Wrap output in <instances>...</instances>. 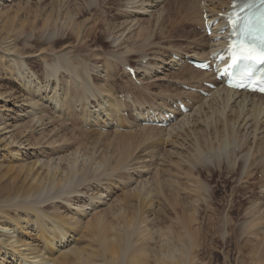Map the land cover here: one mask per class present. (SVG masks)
Here are the masks:
<instances>
[{
    "label": "bare ground",
    "instance_id": "obj_1",
    "mask_svg": "<svg viewBox=\"0 0 264 264\" xmlns=\"http://www.w3.org/2000/svg\"><path fill=\"white\" fill-rule=\"evenodd\" d=\"M11 1L19 0H0V5ZM40 1L42 11L30 10L33 20L29 13L25 19L7 14L5 34L0 33V63L6 66H0L6 74L0 76V151H5L4 159L11 155L22 181L8 198L7 206L15 212L0 216V260L149 264L154 254L153 264L178 259L190 264L198 231L194 234L188 222L193 215L186 206L199 212V193L207 196L211 189L196 171L225 163L243 180L254 175L255 163L264 164V96L203 86L211 92L204 96L177 85L214 79L188 64L179 66L172 56L207 57L213 44L196 27L203 25L204 10L212 14L230 0H118L111 18L105 16L110 0ZM28 25L24 35L27 30L22 33V28ZM100 34L111 48L98 44ZM29 57L42 60V73L30 68ZM132 62L136 81L124 70ZM123 93L128 99L120 97ZM177 99L192 100L191 111L176 112L179 118L170 127L143 126L137 120L146 109L166 107ZM87 125L95 130L85 129ZM117 186L125 187V195L113 194ZM156 191L167 205L166 193L177 195L172 201L184 206L187 239L172 225L166 233L153 230L160 207ZM127 206L134 207L133 216ZM257 206L250 213L257 212ZM258 214L243 227L254 229L257 238L261 230L264 240V224L258 226L264 214ZM83 229L85 235L79 232ZM26 231L42 239L31 240ZM158 231L164 239L158 238ZM84 238L88 243L83 244ZM134 238L143 242L137 247ZM153 245L161 250L158 256Z\"/></svg>",
    "mask_w": 264,
    "mask_h": 264
},
{
    "label": "rangeland",
    "instance_id": "obj_2",
    "mask_svg": "<svg viewBox=\"0 0 264 264\" xmlns=\"http://www.w3.org/2000/svg\"><path fill=\"white\" fill-rule=\"evenodd\" d=\"M22 1L21 0H19L18 2L11 1V2H7L8 4L5 3L4 5H0V11H1L0 12V33L5 34L3 21L5 22L4 19L7 18V16H6L7 14L10 15V13H11V15H13V16L15 14L18 17L20 15V18H22V19H25V17H27L28 15L30 16V14H31V16L33 15V17H31V19L33 20L34 14H32V12L33 13L34 12L39 13L40 12L39 10H41L39 8L44 7L43 4L41 5L42 1H40V0H30V2H31L30 5L28 4L29 2L27 3V1H29V0H22ZM46 1H48V0H46ZM74 2H75V0H74ZM24 4H26V5H24ZM36 4H37V6H36ZM118 4H120V1L110 0L108 2V4L105 6V14L106 15L105 14L104 15L107 18L108 17L111 18L112 16H114V14L117 13L116 9L119 6ZM31 8L33 11L31 10ZM36 8L38 11L36 10ZM82 18H83V9H82L80 16H79V19H82ZM30 25H28V27L24 26L22 28L23 29L21 31L22 33H24V31L27 30V32H25L24 35L29 32V26ZM19 27L20 26L18 25L17 28H19ZM196 30H197L196 32H198L199 28H196ZM21 32L20 33L18 32L19 34L18 33L17 34L18 35L21 34L20 36H22L23 34ZM189 36H192V35L190 34ZM98 38L99 39L97 41H98L99 45L102 44V46H104L105 49L111 48L109 46L110 43L107 42V40L105 39V36L103 34H100V36ZM3 41H4L3 38H0V54H3V52L1 51ZM20 42H22V39H20ZM40 42L43 43L42 41H40ZM80 52L81 51L78 52L79 53L78 55H79V57H81L83 59V53H80ZM30 59H31V61H30ZM0 60H1V58H0ZM28 61L31 62V64L29 62H28V64H29L30 68L33 69V71L36 70V72L39 71L40 73H42V71L44 70V63L42 62V60H40L36 57H33V58L29 57ZM3 65L4 64L0 63L1 67L6 68V66L5 65L3 66ZM3 70H5V69H3V68L0 69V74L2 73L0 76H3V72H4ZM120 73L122 74V72H120ZM5 77H6V74L2 78H5ZM118 82L122 83L123 78ZM12 84L14 85V83H12ZM17 85L18 84H15L14 86L17 87ZM85 129H87V127H85ZM164 145H163V147H164ZM4 152H5L4 150L0 151V216H3L6 218L8 215H13V213L15 212V209L13 207L7 206L8 202H9L8 198L10 197L11 192L14 191L16 189V187H18L22 184V181H21V178L17 177V174L15 172V169H14V166L16 164L15 161L13 159H11V155H8V158L4 159V157H3ZM256 164L258 165V163H255V165H254L255 166L254 167V170H255L254 175H251V177L249 176L246 179L244 178L243 180L236 179V177H235L236 175H234L236 173H232V171L230 169L228 170L225 163H222V166L218 167L219 169H217V168L216 169L215 168L214 169L209 168V170L208 169L207 170L202 169L199 173L196 171L197 175L201 174V177L204 178L205 180H207L208 183H210L211 189H210V192L208 191L206 193L207 196H204L203 192L199 193V195L201 194L200 198L202 199V202H201L200 211L197 213L195 212L196 215H195V213H193L194 210H193V212L190 210L191 209L190 206H186L188 208L187 210L189 211L188 213L190 215H193L192 217L189 216L193 220L188 221L187 218L184 217L183 211H182V210H184V206H181L180 204H178L177 205L178 207H177L175 202L172 201V200L177 198L176 194L171 195V193H169L170 191H168L166 193V195H169L168 198H170L169 199L170 203L171 204L173 203L172 205L170 203L167 205L166 200L164 199L165 198L164 195L162 196V195H160L161 194L160 191H156V192H159V194L158 193H157V195L155 194V197L157 198L156 204H158V206H160L161 208L158 207L159 210L157 211V213H155L157 216V222L158 223H156L157 226H155V224H153V230H158L160 228L161 230L164 229V233H166L169 231L168 228H166V227H169V229H170V227L172 225L173 226L172 228L174 230L178 231V232L175 231L176 234L179 235L180 234L179 232H181L183 234V232L185 231L184 228L182 229V221H188V222L192 221L191 227L197 226V228H194V229L192 227L194 234L196 233V229L198 232L196 233V236L193 235V241L195 244L191 250V256H190L191 258H189L190 264H191V262L193 264H248V263L249 264H256L258 259L260 261L258 260L257 264H259V262H260V264H264V240L261 239L262 231L257 230L260 237L257 238V236L256 237L254 236L255 237L254 238L252 235V232L254 229L247 228V230H245L243 227L246 221L252 220L256 216L257 212L260 213V214H258V216H260V215L262 216V214H264V206H263V204H264V202H263L264 201V190H263V187H264V170H262L264 168H261V167H264L263 166L264 164L260 165L261 167L260 166L258 167ZM224 166H225V168H224ZM166 177L169 178L170 176L167 175ZM193 181H195V180H193ZM118 189H119V186H117V188H114V191H113L114 195H117V196L125 195L124 194V193H126L125 187L124 188L120 187V189L119 190ZM208 196H209V198H208L209 201L206 203L204 199ZM135 200L137 202L138 199H135ZM135 200H133V202H135ZM253 202H254V204H253ZM130 205H132V204H130ZM163 205L164 206L167 205V206L164 207ZM169 205L172 207L173 206H175V207H173V209H171ZM255 206L260 207V208L256 209L257 212L253 211L250 213V210L252 211L253 207L255 208ZM130 207L131 206H127V210H129V215L133 216L135 210H134V207L133 208L132 207L130 208ZM163 208L166 209L167 211L164 210ZM160 209L162 211H165V212H161ZM260 209H262V211ZM19 210H21V209H18V211ZM174 210H175V213L178 212V213H176L178 216L174 213ZM20 213H23V212L20 211ZM47 213H50L49 215H52V211H47ZM151 214H152V212H151ZM166 214H167V216H166ZM252 216H254V217H252ZM198 219H199V221H198ZM260 220L261 219L259 218L257 223H259ZM178 223H179V225H178ZM262 224H264V221H261L258 224V226H262ZM254 228L257 229L256 226ZM248 230H250V231H248ZM79 232H80V234L83 233V235L86 234L85 233L86 231H84V229H83V231L79 230ZM27 233H29V234H27ZM158 233H159V231H158ZM160 233H162V232H160ZM224 233H226V234H224ZM0 235H1V233H0ZM26 236L31 237V240L36 238L35 240L37 242H38V239L39 240L42 239L41 236H39V234H37V233L31 234L30 231H26ZM158 236H159L158 238H160L161 234ZM162 236L160 239H164V235H162ZM183 237L187 239L186 233L183 234ZM87 241L88 240L86 238H84L83 244H86L85 242H87ZM134 242L137 243L136 246L138 247V244L143 242V241L141 239L134 238ZM153 247H155L157 249V250L155 249L154 252L158 256L159 251H161V250H159L160 248L155 246V245H153ZM153 255L154 254H152V256L149 260V262H150L149 264L154 263L155 257ZM142 259H144V258H142ZM178 261H179V263H181L180 259H178L176 262L177 264H178ZM0 262H3V260H0ZM3 263L4 264H10V261L9 260L7 262L4 261ZM176 263H173V264H176ZM167 264H172V263H167Z\"/></svg>",
    "mask_w": 264,
    "mask_h": 264
},
{
    "label": "snow or ice",
    "instance_id": "obj_3",
    "mask_svg": "<svg viewBox=\"0 0 264 264\" xmlns=\"http://www.w3.org/2000/svg\"><path fill=\"white\" fill-rule=\"evenodd\" d=\"M233 23H235V22H233ZM233 47H235V45H233ZM240 49H241V52L243 54L244 59H261V60H264V53H261L259 56H255L252 54L253 49L246 44L241 43ZM237 59H239V57L234 56L233 62L235 63ZM236 86H239V85H236ZM261 91H264V89H261Z\"/></svg>",
    "mask_w": 264,
    "mask_h": 264
}]
</instances>
